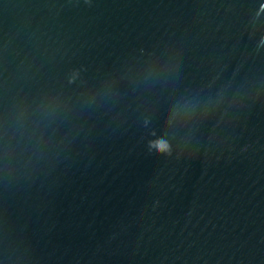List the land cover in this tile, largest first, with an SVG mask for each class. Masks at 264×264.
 I'll return each mask as SVG.
<instances>
[{
	"label": "water",
	"instance_id": "1",
	"mask_svg": "<svg viewBox=\"0 0 264 264\" xmlns=\"http://www.w3.org/2000/svg\"><path fill=\"white\" fill-rule=\"evenodd\" d=\"M262 4L0 0V264H264Z\"/></svg>",
	"mask_w": 264,
	"mask_h": 264
},
{
	"label": "clouds",
	"instance_id": "2",
	"mask_svg": "<svg viewBox=\"0 0 264 264\" xmlns=\"http://www.w3.org/2000/svg\"><path fill=\"white\" fill-rule=\"evenodd\" d=\"M260 10L264 11V4L260 6ZM262 43H264V40H262ZM169 144L168 142L163 138H158L152 141H149V149H155L157 153H167L169 152Z\"/></svg>",
	"mask_w": 264,
	"mask_h": 264
}]
</instances>
